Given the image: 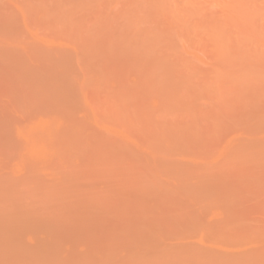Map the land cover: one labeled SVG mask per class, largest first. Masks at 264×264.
<instances>
[{"label":"rangeland","instance_id":"obj_1","mask_svg":"<svg viewBox=\"0 0 264 264\" xmlns=\"http://www.w3.org/2000/svg\"><path fill=\"white\" fill-rule=\"evenodd\" d=\"M18 1H19V3H18ZM21 1H23V2H21ZM28 1L29 2L31 1L30 3L32 4V2H33L34 4L30 6L29 5L30 3L28 4ZM28 1L27 0H17V1L16 0H13V1L12 0H10V1L9 0H1L0 1V8H1L0 9V23H3V25L2 24L0 25V136H1L0 137V223H1L0 228L4 229V232H2V231L0 232V264H264V172H262L260 170L259 166H257V164L255 162H250L247 164L243 163L241 166H240V164H239V166H236V165L232 166L233 164L230 165V163H229L230 161L227 162V160H226V162L229 163V166H231L232 169L227 168L228 166L226 168H223L224 165L222 163V161H223L222 158H224V156L222 155V158H220L221 160L219 159V157H217V160H215L216 157L215 158L213 157V156H216L217 154H219L218 149L220 148V144H222V142L225 140L228 141L227 139H229L231 137V135H230L226 139V136H225L226 133L230 132V131H234L235 130L234 125H237L236 126L237 129L242 128L241 123L244 124L243 122L235 121L234 125H233V123L231 121L230 127H232V125H233V128L231 129L229 127L230 129L227 128L228 131H225L226 133H223L222 130L225 126L227 127L226 123L228 122V120H225V119H224L225 121L223 120L224 122H226L225 124L223 122L224 126L222 124H220V122L218 123V127H219V125L223 126L222 129H221L222 126L220 127V129H218V127H215V125L217 124L218 121L215 124V122L212 123V121L210 122V121L206 120L209 127H211L210 126L211 123L214 124L211 127L212 128L211 130L213 131L212 133L218 131L217 136L218 135L220 136L221 132L223 134H225L219 138L217 136H216L217 138L216 137L214 138V136L216 134V133H214L213 134L214 136L212 138V142L208 140V142L206 141L207 144L204 143V146L207 145L206 149L208 152L206 151V149H204V147H203V149L201 148L199 150V148L202 145L200 146L198 144H194V142H193V146H191L189 144L188 140L187 141L183 140L186 143L188 142L187 147H186V143H182V140L180 138H179L178 143L181 140L180 143H182V144L179 145L177 143V140H176L175 148H176V150H178V149L179 150L174 152L173 157H171V155L173 153L172 151L174 150V147L170 150L171 151L169 153L170 156L167 159L169 162H170V160L171 161L173 160L174 162H172L173 164L172 163L171 164L173 166H176V167L180 166V165L183 166L184 164H186V163L180 162V161L185 159L182 157V156H184V157L186 156V155H184L185 153H187V154L189 153V155H191V153H194V152L195 153H194V155L192 154V156L198 157V155H199V159H198L199 161L196 160V158L194 157L195 162L198 161L200 163V158H202L201 163L203 162L202 161L203 159H205V161L203 163H206V159H208L207 161H210L209 163H207V165H211V164L216 163V164L212 165L211 167L210 166L209 167L211 170L213 169L212 167H214V170L216 169L217 172H215V173H216L217 179L214 180V179H203V178H201L202 179L201 184L205 183V182H212V183H215L216 186L220 187V188L218 187L216 189L214 188V190H216V191H214L215 193H206V195H205V192L203 193L200 189L197 191V194L194 195V194H191L189 192V189H188L187 190L188 192L174 193L173 194L174 196L171 195V193H169V195L163 194L161 196L160 195L157 196V194L152 193V192H148L149 194H145V195H141V194L137 195V196L132 195L133 196L132 199H134V200L138 199V200H136V201H138V203H136V201H133L136 203V206H137V204L138 205L140 204L135 209L133 208L135 203L131 204V202H130L131 199L129 198L130 196H126V197H128V198H126V200L129 199V201L126 203V202H123V200H122V201H120V205H122V207L124 205V207L128 208L129 212L133 211V214H131V212H130V214L132 216L130 215V217H128L129 212L126 211L127 209H125L124 207L123 208L125 210V213L122 214V211L120 213L121 207L119 205L120 208H118L117 199L114 202V200H113L115 198L114 196H113L114 198L109 196V193L107 196V197L113 198L112 204H114V205H112V207H111V204H109L110 198L109 199L106 198V200H104L107 203L103 202L104 198L99 195L102 198V199H99L100 197L97 194H94L92 191L93 188H96L94 190H96L97 193L99 192L98 194H100V191H98L99 188L101 189V191H102V189H104V186L103 187L101 186V182H102L101 180H103V178H105L106 173H108V175L106 177L109 178L110 171L114 172L112 174H114L115 177L113 179L112 178L111 179L109 178V179L114 181V179L117 177L116 175H118V177L120 175V177H119L120 179H118V180L121 181V178H122L121 184L123 185V183H124L123 186L127 188V184L125 185V183H128L129 181H131L132 178L127 180L126 177L124 178V176H127V178H128V176L133 177V174H135L134 177H136V179H137L138 175L136 176V174H137L136 172L140 168H143L141 166L140 167L136 166L135 162H134L135 164L132 165L133 156L130 155L132 157V159H131L130 156L128 157L122 153V155L125 157L126 160L130 159L129 162H127L128 160L126 161V160L122 159V158H124L123 156L122 157L120 156L121 152L117 153L115 150V152H116V154H115V152L113 151L114 150L113 148H112L113 149L112 151H110V149H109V151H107V152H109L108 154L113 155V156L110 155V157H109V155L107 153H105V151L108 148H104L103 144L102 145L100 144V146H102L103 148L99 149L100 147H98L99 146L98 141L100 143H102V142H104V140L106 142V141L111 140V139L112 140L113 139H115V140L119 139L118 142L121 141L120 143H122L124 138L122 139L121 137L126 135L127 137L125 140H127V138H129V140H127V142H129L130 139H131V142H132V139H134V142L139 141V143L137 142L138 147H137V145L135 147L134 143H133L134 146L132 143H129L130 148L132 149V146H133L134 147V153H137V152H139L138 151L139 150V144L142 146V143H140V139H141V141L143 140V143H144V138H143V136L139 135L140 132L139 131L137 132L136 129H135V132H136V134L138 133V135L135 136V132L133 130L134 128L131 131L130 127H129V132L131 131L132 135H130V133H128L130 136L129 137L126 133V130H128V129H125L128 127L127 125H126L127 127L124 128L125 131L122 132L123 128L121 125H123V124L117 122L118 120H117V117L115 116V114L113 117V114L106 115L107 113H105V112L102 113L101 111L98 112L96 110V112H98V115H97V113L95 112V109H96L98 104H102L105 101L107 91L106 90L102 91L97 96L96 89H95V86L93 84L88 83L86 85V84L81 82L82 84H84V86L80 87V83H79L80 81L77 83V80H79L83 75L81 73V71L79 70L80 68L82 69L81 65H83V64L76 66V64L74 63L75 57L73 58L74 62H72L71 66L73 65L72 67H73V70L75 72H73V70L70 68L74 74L73 75L71 71H69V70L66 71V69L68 67H70V64L68 65L67 63L69 62V60L72 61L73 59L69 58V60H65V62H67V63H65L64 61H63L64 62L63 63L59 57L57 58V56L61 57V55H62V59L64 60V57L67 55L66 53L68 51L70 52V54H72L71 53L72 51L70 50L72 45H69V44H71L72 42L75 43V41L77 40L76 39L77 36H75L72 33L71 34L68 33V35H66L65 36L66 38H65L63 35L66 34V32L61 31V27H60V31L62 32V34L64 33L62 35V37H63L62 38L60 35L54 34V31H53V30H55L54 28H56V29L58 28V27H55V24L53 27H52L53 24L51 25L52 29L48 28L49 27L48 25H45L46 27L48 26L47 29H51V31L49 32V30L46 31L44 26H41V23L43 22L45 17L47 19V16H51V18H49L50 20L48 19L49 21H51V19L54 20V18L55 19L59 18L57 15H61V14H63V12L66 14L68 11L75 18L81 20V22H82L81 27L83 29L92 30L94 33H97L100 36V38L103 40L108 39V36L110 38H113L112 49L114 52V46L120 50L123 48V47H121L120 44H117V40H116V37L120 33V30H122L123 26L118 21V25L120 28V30H119L117 27H115V24L112 21H108V20L104 19V18H106V14L109 15L110 12L114 13L115 11H117V9L120 6H122L123 2L125 3V6H127L128 9L131 10V12H134L135 10H137V8L141 7L140 3L137 0H118V1H115V0H45L47 2V4H45L46 2L45 3L43 2V3L45 6L46 5L50 6V8H49V6L46 7L47 9L48 8L50 9V11H49V10H46V8L44 7V5L42 3H41L42 5L39 4L37 2L38 0L37 1L35 0V2L33 0H28ZM169 1H170V3L173 4V6H177L181 10H191L192 2H195L196 3L195 6H198L197 8L200 11H202V13H205V14H214V15L218 14V15H220V14L225 13V14H235V15H238V14L248 15L249 22L253 23V25L250 24V26H247L246 23H244L240 19V27H241L240 35H241V37H250L253 35L258 36L260 39V42L258 43L257 48H258V51H262L264 54V0H169ZM11 2L13 4H11ZM40 2H42V0ZM173 2H175V3H173ZM19 4H20V7H19ZM15 5H17V6H15ZM114 5L115 6L118 5V6L114 8ZM34 6H36V7L38 6V8H40L42 6V10L45 11L44 12L45 14H48L49 12L51 14V12L56 11L57 8L59 11L60 10H63V11H62V13H58L59 11H57L56 13H53L52 14L53 16H54V14H56L54 18L50 14L46 15L44 17V13H42V10L40 11L41 8L40 9L37 8L39 10L38 11L37 9H35L36 7H34ZM51 6L55 10H53ZM54 6H57V7L54 8ZM31 7H32V9H34V12L31 9ZM98 7L101 8L104 18L101 19L100 21L96 22L92 18L93 15L90 16V14H92L93 10L95 11ZM22 8H23V11H25L24 12V16H25L24 18H26L28 15L30 17H31V15H35V16H32V17H35V19L33 18L35 21V24L33 22L31 23L29 21V18H28L29 16L27 17L28 20L27 19L25 20L24 18H22V16H23L22 15L23 11H21ZM35 11L36 12L38 11V13L41 12L40 16L36 15ZM47 11H49V12H47ZM26 12H28V13L33 12V13L32 14L30 13L31 15L27 13V15H26ZM195 13H197V12H195ZM197 14L200 16L199 13H197ZM36 16H38L39 18ZM56 16H57V18H56ZM32 17L30 19H32ZM41 18H43L42 21L39 20ZM36 19L39 21H37ZM197 19H198V16L194 15L193 19L191 21L194 22ZM22 20H23V24H22ZM48 20H44V21L48 22ZM26 21H27V23L30 22L28 24V26L26 24ZM31 21H33V20H31ZM52 22H50V23H52ZM6 23L9 25H7ZM24 23H25V25H24ZM39 23H40V26H39L40 28L38 29L37 27H38ZM23 25L27 26L28 28L30 26L31 29H29V31L28 30L26 31V29H28V28L26 27V29H25ZM21 26H23V27H21ZM34 27H35V29L36 28L38 29V30L33 29L35 32L32 30V28H34ZM42 27H44V29ZM22 30H23V32H22ZM39 30H41L40 34H38ZM18 31H20V32H18ZM61 32H58V34H60ZM21 33H23V34L26 33L27 36L29 35L28 38H30L32 40H30V39L28 40L27 37L22 36L23 34H21ZM13 34H14V36H13ZM17 35H18V37L19 36L20 37L17 38ZM50 35L51 36L55 35L57 37L52 38L53 39L52 40L51 38L50 39L47 38L48 36L51 37ZM40 36H41V38H39ZM52 37H54V36H52ZM193 37H194L195 47L193 48L192 52L197 57L196 61L194 62L195 67H198V69H201L202 71L199 70L200 72H204V70L205 71L207 70L206 72H208L211 70V66L209 64V63H211V56H210L209 50L206 48V44H205L206 42L202 41V40L199 41L198 36H193ZM33 38H35V39H33ZM14 39H16V42H18L19 45H20V43L22 44L20 46L21 49H18V50L19 51L21 50L23 54L24 53L27 54L29 51L30 52L32 51L33 53L37 52L36 55H38V53H40L42 55L45 54V55L42 57L43 61H41V59L39 60L38 58H40L42 55L40 56V54H39L38 56L34 57V54L31 53V55H32L31 57L36 58V59L30 60L31 57L29 56L30 55V52H29L28 53L29 55L28 54L23 55L25 57L21 56L22 58H19L20 59V65H18L19 61L18 60L15 61V58H14L13 66L18 65V66H20V68H22L23 64L25 62H28L31 66L28 63H25V65L27 64L31 68L34 65L35 67H39V69H41L40 66H42V64H43L42 62H44V59H46V58H49V59H46L47 62H48V60H50L48 63L49 65H50V62L53 63L55 61L57 64L58 62L61 61L62 63L61 62L59 63V67L62 66V68H64V69H62V68L59 69V67H54V68H57L58 71H56L54 68H52V69H54V71L57 72V76L60 72H64L66 77H64V76H62V77H64V79H66V82L63 78H61V79H63L64 82H59L58 78H60V76H61L60 74H59V77L56 79V78H54V77H56L55 76L56 74H53V72H49V73L53 74L52 76L54 78V83L52 84V82H53V79L51 80L52 77H50V80L52 82L48 78V80L50 81L49 84L46 83V82H48V81H46L47 78L43 82L45 77H44V79H43V77L40 79V81L42 80L43 83L40 82L39 80H38V83L40 82V84H43V85H44V83H46L48 85L47 86L45 84L47 87H50V85H55V87L57 89L59 88L60 90H63V91L65 90V87H61L60 85H58V82H59V84L64 83L63 84L64 86H65V83H67L66 87L67 88L69 87L73 93L78 92V90L80 88H82V89H80L79 94L82 92L81 90H86V92H84L82 94L86 95V93H88V94L93 95L92 99L91 98L89 99V97H91V96L90 95L88 96V94H87L89 101L93 100L94 96H96V100L94 99L95 101H97L96 105L94 103L95 101L91 102L92 103V104L90 103L91 106L93 105L92 109H90L91 106L89 107L86 105V106H84V108H86L85 111L78 115L77 113H80L81 111H78L77 106L75 108H72L69 110H64V109L62 110L61 107H58L60 109H57L56 107L54 108L53 104L50 103V102H53V99L50 95H49L50 101H49V99L47 100L46 98H44L45 96L41 95V99L39 98L40 104L43 102V105L45 106L44 102L46 104L48 103V105H50L52 107V110L55 111L56 115H54V111H51V113H49L51 109H49L48 107H44V108L40 107V104L38 105L39 107L38 106L37 107L32 106L30 108V106H29V108H28L29 113H28V110H27V107L25 104H23V107H22L23 112L18 111V110L21 111V108L16 110V111L13 110L14 106L18 107V105L20 106V105H22V103H20V104L17 103L18 105H13V107L10 105L13 102L16 103V101H14L15 99L13 100V96H12L13 91H11L13 86L11 85L10 82L12 80H10V82H9L10 77L7 78V76H10V75H8L7 73L13 75V72H11V73H10V71L6 72V71H8L7 69L9 67V65H7V67L5 65L6 64L12 65V63H6V61L12 62V56H15L16 54H12L10 56L11 59L9 61V58H7V60H4V59H6V57L2 56V52L7 45L9 47L8 43H12L11 40H13V42L15 41ZM177 44H178V47H180V44L179 43H177ZM255 47L256 46L254 44V41L250 40V41H247L243 44H240L239 46H237L235 48V50L237 51V53L241 57H249V58L258 59L259 52L255 49ZM24 48L27 49L28 51L25 50ZM18 50H16L17 51L16 53H18ZM255 52H258L257 56L254 55ZM22 53L21 54L19 53L17 55H19V57H20V55H22ZM132 53H135V52L131 49H128L125 51L126 56H131ZM70 54L68 53L69 56H70ZM70 57H72V56H70ZM55 58H57V60L58 59L59 60L56 61ZM66 59H68V57ZM262 59L264 60V55L262 56ZM83 60L85 62H87L88 64L90 63V68H89L90 72L87 71L86 73L84 72V74H87L88 78H95L97 71L99 69V65L97 63V60L88 53H84ZM241 60L243 62V65L246 68L245 69L246 72L252 71L254 69L252 62L250 60L246 61L245 63H244L243 59H241ZM36 61L37 62L39 61V63H38L39 66H37L38 64ZM40 61H41V63H40ZM191 61H194V60L191 59ZM15 62H17V64H15ZM33 62H36V63L33 64ZM47 62H44V66L46 65L45 67H47V69H49L50 67H52V65L47 66L48 65V64H46ZM66 64L68 66H65ZM21 65H22V67H21ZM13 66H11L13 69L9 68L11 71H13L15 68ZM53 66H54V64H53ZM74 66L80 67V68L79 69L74 68ZM30 67L29 68L26 67L27 70L28 69L32 70V69H30ZM45 67H43V68H45ZM261 67H262L261 68L262 69L261 74L264 77V64ZM16 68L18 69V67H16ZM16 68H15V70H16ZM24 69H25V67H24ZM42 69L39 71L40 72L46 71V70H42ZM77 69H78V72H77L78 75L81 74L80 76H77L78 79H76V75H75ZM33 70H36V68H33ZM37 70H36V72H37ZM88 72H89V74H88ZM47 73H48L47 71H46V73H43L44 76H45V74L48 75ZM90 73L93 76H91ZM6 74H7V76H5ZM43 74H41V76ZM51 74H49V75H51ZM37 76H38V73L36 74V77ZM41 76L39 74L38 77H41ZM71 77L72 78L74 77V79H75V80L70 81V84H71V82H73V84H71V85H73L72 87H70L71 85H69V80L71 79ZM55 79L58 82H55L56 81ZM33 82H34V79H33ZM36 83L32 85V87L35 85L34 89L38 85V84L36 85ZM89 84H90L89 87H91V85H92V89L88 87ZM45 85L43 87V90H41L42 92L47 90V87H45ZM38 87H41V86L38 85L37 88ZM51 87H50V89H51ZM93 87H94V91H93ZM34 89H33V92H34ZM44 89H46V90H44ZM52 90H54V86L52 87ZM55 90L53 91V93H55ZM70 90H69V94H71ZM242 90L243 89H240L241 92H242ZM36 91H37V89H36ZM59 92H60L59 90H56V93H59ZM61 93H62V91H61ZM261 93L264 94V90H262ZM82 94H80V96H77V94H75V96L74 95L73 96H74V98L77 96V101H78V97L80 99ZM70 97L72 98V95H70ZM12 100H13V102H12ZM42 100H44V101H42ZM10 101H11V103H9ZM201 105H204V102H201ZM9 106H10V108H9ZM41 106H42V104H41ZM25 107H26V109H24ZM33 108H34V110H37V111L40 110V113H42V110H43V116H45V117L49 116V118H50V116L52 115L51 119L57 118V120L54 119L55 122H57L58 120L59 121L67 120V123H68L69 118H71L72 116L76 117L75 119L73 118L70 120L72 122L69 121L71 123V124L69 123L71 126L69 124H67L66 121L65 122L62 121L63 125H64V126L63 125L62 126L66 130H64L65 131L64 132L63 129L58 128L60 133H57V132L56 133L59 134L58 135L59 137H57L56 136L57 134L55 133V131H58L57 129L54 128L55 129L54 132H53L54 129L51 130V133H53L52 134L53 137L55 136V138H54L55 141H53V143L57 142L54 144L55 145L54 147H53V143H52V146L50 145L47 148V145L50 144L47 141H46V143L44 142V145L46 147L43 146V144H42L44 149L45 148L48 149V150L45 149L44 150L45 152L42 151V153L43 152L45 153V154H42L43 158L46 155H47V157L50 156V158H51V154H49V150H51L52 155L53 156L55 155L52 158L55 159L56 165L58 163L57 161H59L58 165L59 164L61 165V163L64 164V165L62 164L64 166L63 169H61L62 166L57 167L56 165L52 164L54 167L56 166L57 170H58V168L62 170L61 175L59 174L61 172L60 170H59L60 171L59 173L56 170L57 171L56 173H58V174L54 173L55 171L53 172V170H52L51 172H52V174H54L52 176L50 174L51 173L50 171H48L49 173H47L46 170H44L45 168H42L43 166H45V165H43V162L45 161L46 158H44V160H43V158L36 156L34 159V158H32L33 154L32 155L28 154L29 155L28 156L29 162H28L26 157H24L25 158L24 160L22 157H20L21 155L26 156L25 154L27 153V151L25 152V150H26V147L28 146V142H27L28 140H25V138L27 139V137H26L27 133L26 132H29V129H30L29 123L31 122V121L27 122V120L32 119V122H33L36 119V121H37V120H39V118L41 116V115H39L38 118L35 117V119L33 120L34 117H32V115L34 116L35 113H37V111H35V113H34V110H33V112H31L32 113L31 118H30V116L28 117V114H30V111H32L31 109H33ZM15 109H17V108H15ZM48 109H49V111H48ZM55 109H57V110H55ZM93 109H94L93 112L96 113L95 115L97 117H99L100 119H98L96 116L94 117V115H93L94 113L92 114ZM44 110H46L47 113L44 112ZM70 110H72L71 114L73 113V110H75L77 113H75V115L73 113L71 116L69 114ZM86 110L88 113L85 114V116H84V113H86ZM251 110H252L251 119L254 121L258 120L260 123V129L259 130H257L259 126L256 125L254 127H256V130L260 133L261 137L264 138V117H263L264 103L260 107L259 110L255 111L256 110L255 107L251 108ZM59 111H60V115H59ZM65 111L66 112L69 111L67 113L70 116H68L67 113H66L67 115L64 114ZM61 112H62V114H64V115H62L63 117H69V118L63 119V117L61 116ZM244 113H245V110L242 111L241 113H239V115H243ZM88 114L91 116L88 117ZM37 115H38V113H37ZM53 115H54V118H53ZM86 115H87L88 119L89 118L91 119L92 122H90V120H88V122H87ZM111 115H112L114 123H117V124L112 125V118L109 120ZM25 116H27L26 122H27L29 127L26 125V122L24 121ZM43 116H41V118ZM105 116L108 117L109 121H107V117L105 118ZM259 116H260V118L257 119V117H259ZM77 117H78V120H77ZM81 117H82L83 121L79 120V118L81 119ZM61 118H62V120H61ZM96 118L98 120L102 121L100 126H99L100 121L98 122V120H97L98 124L95 123ZM22 120L24 121V124L21 128L20 125H22V123H23ZM74 120L78 121L79 123H80V121L84 122V123H85V121L87 122V125L80 123V126H82L81 128H80V126L78 128L79 132L82 129L80 134H84L85 130H88V131L92 130L91 131V135H92V132H94L92 128L95 127L94 130L97 129L99 133L94 132L93 134L94 135L96 134L95 138H97V134H98V138L99 139L102 138V142H101V139L100 140L97 139V141H96L95 138H93L94 143L96 141L95 148L94 147L89 148L88 141L90 139H92L91 137H89V136H91L90 134L88 136L89 139L87 138V140H83V141H82L83 135H80L78 132H77L78 133L77 137L76 136L72 137L73 132H74V134H76V130H77V128H76L74 131V129H73L74 125L72 126ZM115 120H117V121L115 122ZM14 121L15 122L17 121V124H18V121H20L21 124L19 123L20 125L18 127H20L22 130L17 128V125ZM202 121H204V120L198 121V123L195 125V129L196 128L198 129L200 127V123L203 126ZM237 122H238V124H236ZM65 123H66V127H65ZM205 123L206 122H204V128H205ZM207 123H206V125H207ZM229 123H230V120H229ZM24 125H26L25 127L29 128L28 131L24 127ZM103 125L105 128L103 127ZM118 125L121 126L122 130L118 129ZM69 126L73 129V132L71 129L68 130L70 128ZM90 126H91V129L89 130ZM228 126H229V124H228ZM214 127L217 131L213 130ZM243 127L244 128H242L241 131L239 129V131L242 133L244 132L245 134L244 133L243 134L247 137L249 135V133H247L248 131L246 129L247 126H243ZM254 127H253V129H254ZM201 128H202V130H201ZM201 128L198 129V130L202 131L201 133H203L204 132L203 130H205V129H207V131L210 130L207 127L205 129H203V127H201ZM83 129H85V130L83 131ZM17 130H18V132H20V134L17 132ZM109 130H111V132ZM118 130H119V132H118ZM66 131H68V132L70 131V134H71V132H72V134L70 135ZM112 131H115L116 134ZM207 131L205 130V135H206V133H207V135H210V134L212 135V133L207 132ZM30 132H32V130ZM35 132H37V131H35ZM61 132L63 134L65 133L64 134L65 135L64 140L67 139V141L69 142V146H68L69 149H68V147H66V143H68V142L66 140H65L66 142L63 140L62 137H64V135ZM102 132L104 134L106 133L107 135H104ZM88 133H90V132H88ZM88 133H87V135H88ZM222 133H221V135H222ZM234 133H235V135L236 134L239 135L238 131H237V133H236V131L232 132V139L237 138L234 135ZM242 133H240V134L242 135ZM28 134L30 135V133H28ZM133 134H134V138L131 137V136H133ZM230 134H231V132H230ZM32 135H33V132H32ZM37 135H39V133ZM85 135L86 134H84V136ZM227 135H228V133H227ZM244 135H242L241 138L239 136L238 137L240 139H244L243 138ZM6 136H9V137L6 138ZM10 136H11V138L13 137L12 139H14V141L13 140L11 141L9 139ZM24 136H25V138H23ZM81 136H82V138H80ZM118 136H120V137L118 138ZM20 137H22V138H20ZM56 137H57V140H56ZM68 137H69V139H68ZM85 137H84V139H86ZM138 137H140V139ZM148 137H149V139H148ZM150 137H151V134H150V136L148 134L147 146H149L148 140L151 139ZM35 138H36V136H35ZM37 138L40 139L39 136ZM46 138L47 137H45L44 139H46ZM58 138L59 139L62 138L60 140V143L58 141L59 140ZM72 138H73V141H72ZM6 139H7V141H6ZM30 139H32V138H29V140ZM215 139H217V140L220 139L219 140L220 142L215 140ZM9 140L11 142H9ZM33 140H34V137H33ZM37 141H38L37 139L35 141L36 143L34 141H32V145L35 146L34 150L37 147L36 145H38ZM41 141H39V143ZM61 141H64L65 145ZM93 141H92V143H93ZM215 141H216V143L219 142L220 144L219 143L215 144ZM70 142L72 143V148L70 146ZM80 142H82L83 145ZM114 142H116V141H114ZM85 143L87 145H85ZM123 143H122V145H120L119 143L116 142V145L123 146L125 144V143L124 144ZM24 144H26V146H24ZM91 144H90V146H91ZM177 144L179 145V147ZM191 144H192V142H191ZM223 144L224 145H222V147H221L222 150H223V146L225 148V143H223ZM96 145H97V148H96ZM20 146L22 148L23 147L25 148V149L23 148L24 149L23 152L20 150ZM76 146H77V149H76ZM182 146H183V150H182ZM40 147H39V149H40ZM56 147L57 148L59 147V149L60 148L61 149L58 150ZM124 147H126L127 150L130 149L126 144L124 145ZM189 147L190 148L194 147V151L192 149H190ZM196 147L199 150V152L197 151L198 153L195 150ZM136 148H138V150ZM62 149L67 150V151L64 152ZM70 149L71 150L73 149V151H72L73 153L71 151H69ZM126 149H125V151H127ZM28 150L31 151L30 148H28ZM34 150L32 149V153ZM46 150L48 151L47 153H46ZM102 150H103V152H102ZM19 151H20V153H19ZM57 151H61L60 152L61 155H62V151L64 153L69 151V153H66V155L64 154L65 159H66V160L64 159L65 162H64V160L61 161L62 156L64 157V155L61 156L60 153ZM152 151L154 152V149ZM17 152H18V154H17ZM35 152H34V154H35ZM39 152L41 153V151H39ZM76 152H77V156H76ZM177 152H179V153H177ZM220 152H222L221 149H220ZM37 153L38 152H36V154ZM40 153H38L37 155H39ZM84 153H87V154L85 155ZM90 153L92 155L88 156V154H90ZM100 153H101V155H100ZM102 153H104L103 154L104 157L102 156ZM113 153L115 154V156ZM124 153H127V152H124ZM207 153H210V155H211V153L212 154L215 153V155H212L210 157L209 154L207 155ZM56 154L60 155V156L58 157ZM71 154L73 156H76V157H78L79 155L80 156L83 155L82 157L86 156L88 158L87 159L83 158L82 160H80L81 157H78V159L77 158L75 159V157H74L72 159L71 158L69 159L68 156ZM12 155H14V156L12 157ZM18 155H19V157H18ZM219 155H221V153ZM33 156H35V155H33ZM66 156L68 157V160H70L71 162L74 161L73 159H75L76 161H74V163L73 162L71 163L70 161L67 160ZM73 156H71V157H73ZM99 156H102L104 158V160L102 157H99ZM117 156L119 157V159H122L123 161L119 160ZM14 157L15 158L17 157V159H15ZM107 157H108V159H107ZM113 157H115V158L113 159ZM126 157H128V158H126ZM187 157L188 156H186V159H185L187 161L186 168L191 167V166L194 167V166H196V164H198V162H197L196 164L193 165L194 161H193L192 157H189V159H187ZM13 158H14V160H12ZM20 158H22L23 161H25V160L27 161V164L30 165V166H28V168H30L31 173L34 172L33 174H31L29 169L26 168V166H27V165H25L26 161L24 162L25 164H23V162L20 160ZM38 158H40V160H38ZM190 158L192 160H190ZM33 159L35 160V162ZM54 159H52V160L50 159L52 161V163H53ZM101 159L103 161H100ZM105 159H107L108 161L107 160L105 161ZM115 159H117L116 162H115ZM15 160L16 161L19 160V163H21L22 166L23 167L25 166V167L24 168L20 167L21 165H18V161L15 162ZM31 160H32V162H31ZM131 160H132V162H130ZM176 160H178V161L180 160L179 162L182 164H179L177 162L175 163ZM47 161H49V160H47ZM51 161H49V162H51ZM92 161H93V163H92ZM104 161L107 163V164L105 163L106 164L105 167H103ZM117 161L123 162L124 164H127L128 166L131 165V167L129 166V168L130 169L132 168V170H134V171H130L129 168L128 167L127 168H128V172L130 171L132 174H129L130 173L129 172L128 173L129 175H128L126 169L124 170V168H126L125 166H127V165L123 166V164L120 163V164H122V166H121L119 163H117ZM191 161H193V162H191ZM49 162H47L48 163L47 168H48V165H50ZM55 162H54V164H55ZM75 162H77V163H75ZM188 162H190V163H188ZM224 162H225V160H224ZM45 163L46 162H44V164ZM85 163L87 164L89 171L86 170L87 166ZM96 163H97V166L93 165ZM101 163H103V164H101ZM201 163L198 165L199 168H201ZM221 163L223 166L221 165ZM73 164H76L75 166H77L78 168L75 167ZM77 164H79V165L81 164L80 166L83 167V168H81L82 170L79 169L80 167ZM99 164H100V166L101 165H103V166L100 167V166H98ZM235 164H236V162H235ZM31 165H34L33 166L34 168L33 167L31 168ZM37 165L39 168L37 167ZM40 165H43V166H40ZM69 165L74 166L76 171H77V169L80 170V174L83 173L81 176L79 175V172H78V176H75L73 174V176H75V178L77 177L76 182L78 181V179L80 177L84 178L87 176L89 178L87 177L88 180L86 182H88L89 179L95 177L93 175L97 174V171L99 174L102 173L99 176V179L102 178L100 180V182L98 181V178H94L95 180L93 182L89 181L92 184L94 183V185L96 183V185H95L96 187L93 186V188H92V184L90 185L89 182H88V184H86V182L81 184L82 181H79L81 184L79 186V182H77L79 190H80V187L85 188V187L91 186V188H88V189L89 190L92 189L91 190L92 195L90 194L91 193L90 192V193H88L89 195L87 197L86 191H88V189L86 188V190L84 191L86 193V194H84L86 202H84L83 200H82V202H81V200L78 201V199H84L83 193H82L83 197H79V198L77 197L78 199H76L75 195H72L75 192H73L71 194L70 191L68 192L65 189L66 187H68L67 182L69 180L66 183H64V182L68 178L69 175L66 176V174L63 173V170L67 169L66 171L70 172L68 170L74 169V167L72 168L71 166H70L71 168L69 169ZM217 165H218V167L220 166L219 167L220 169L217 167ZM35 166L37 167L38 170L35 168ZM53 166H52V168H50L51 166L49 168L54 169ZM106 166H108L109 169H111V170L108 171V168L106 170L105 169ZM119 166L124 167V168L121 169ZM134 166H136V167H134ZM147 166H148V164H147ZM205 166H206V164L203 167L205 168ZM225 166H226V164H225ZM137 167H139L138 170L136 169ZM233 167H235V168H233ZM41 168L43 169L44 172L42 171ZM93 168L95 169V172H94V170H92ZM148 169H150V168H148ZM191 169L187 168V171H184V172L190 173V175H191L190 178H191V180H193V178L195 177L194 175L200 173V172H196V171H199L200 169L197 170V168H196V171H195V168L192 170ZM208 169L205 170L204 172L205 173H206V171L208 172ZM75 170H73V171L71 170V171L75 173L76 172ZM141 170H143V174H145L147 169L146 170L141 169ZM188 170L194 171L196 173L193 174L194 172L192 173V172H189ZM66 171H64V172L66 173ZM87 171L89 173H90V171H92L95 174L93 173V175L90 178V175ZM99 171H103V172L108 171V172H105L103 175V172H99ZM38 172H41V173H38ZM147 172H148V170H147ZM202 172H203V170H202ZM35 173H37L38 175H36ZM138 173H140V172H138ZM150 173H148L146 175H147V179H148L147 183L150 187L149 189L151 190V187L153 186V184L150 183V178H151V176H149ZM63 174L67 178H63L64 177ZM84 174H86V176ZM143 174L141 173V175H143ZM183 174L184 173H182V175ZM50 175L52 178H50ZM56 175L61 176L62 177L61 179H65V180L62 181L59 177V179L61 181H58L57 180L58 177ZM102 175H103V177H102ZM130 175H132V176H130ZM182 175H180V176H182ZM186 175H187V173H186ZM188 175H187V179L190 181ZM200 175L201 174H199V176L197 178H199ZM54 177H55V179H54ZM112 177H113V175H112ZM162 177L165 178V179H161L164 181V182L162 181L164 184L167 185L168 183H170L171 187H172V185L173 186L175 185V183L174 184L171 183L172 181L175 182L174 180L171 181L172 177L174 179V176H172L171 179L168 178L169 175H168V177L167 176L166 177L162 176ZM73 178L74 177H72V180H73ZM166 178H167V180H166ZM180 178H183V177H180ZM197 178H196V180H193V182H190V183H188L189 181L187 180L188 187L193 188L191 185H193L196 182L200 183L201 179L198 180ZM109 179H107V180L110 181ZM136 179L134 178V180H136ZM184 179H181L180 181H182V180L184 181ZM50 180L53 182H51ZM72 180H71V183L75 179L73 181ZM91 180H93V179H91ZM95 181H97L98 183ZM115 181L117 182V180H115ZM115 181L114 182L110 181L111 183L109 182L111 185H113V186L110 185L111 187H117V188L122 187V185L120 183H116ZM167 181H171V182L167 183ZM54 182H55V184H54ZM57 182H60V183L62 182V184L57 183ZM99 183H100V185H99ZM184 183L186 184V179H185ZM73 184H71V185L69 184L70 185L69 189L71 188V186ZM102 184L105 185V183H102ZM107 184H108V182H107ZM61 185L63 186V189H65V191L63 189H61V187H62ZM77 185L75 184V186H72V188L75 187V189H76ZM78 187H77V189H78ZM128 187H129V185H128ZM222 187L227 189L229 192L228 191H225V192L222 191L221 192V190H223V189H221ZM107 188L105 186V189H107ZM71 190L74 191V188ZM79 190H77L76 192H79ZM217 190H219V192ZM107 191H108V189H107ZM107 191H106V193H107ZM80 192H81V190H80ZM82 192H83V190H82ZM108 192H110V194H111L112 191H108ZM216 192H218V193H216ZM103 193L105 194V190ZM104 194H101V195L103 196ZM76 195L78 196L79 194H76ZM111 195H113V194H111ZM117 195L118 194H116V196ZM119 196H121V195L119 194ZM117 198H118V196H117ZM89 199H91L92 204H90ZM94 199H97V200H94ZM118 199H120V198H118ZM112 200L110 201V203L112 202ZM126 200H124V201H126ZM87 201H89V203H87ZM141 201L143 202L142 204L139 203ZM76 202L80 203L81 207ZM94 203H95V205H94ZM116 203H117V205H115ZM83 204H85V206ZM86 204L89 207L92 206V208L90 207L91 210L89 209V207L87 208ZM82 205L84 208H82ZM107 205H109L108 206L109 209L107 208ZM94 206H95V208H93ZM104 206L106 207V209L104 208L105 213H103V209H102ZM129 206L132 207V210ZM100 208L102 210H100ZM113 208H115L116 211L119 210V213L116 212V213H118V216H116L117 214L115 213V210H113ZM107 209H108V212L105 211ZM110 209H111V211L112 210L114 211V212H112L113 214H111V212H109ZM81 210H82V213L80 212ZM121 210H122V208H121ZM108 213L113 215L114 217L109 215ZM114 213H115V215H114ZM134 213H136V215ZM104 214H106L107 217H106V215H105V217H103ZM119 214H122V216L125 214H128L127 216L126 215L123 216L124 218L121 216L123 218V220H125V218L127 220V217L131 218V219H132V217L134 218V216L137 217L134 219V225L132 224L133 221L131 222V220L129 219L130 221H128V223H126V222L125 223L129 224L131 226H129V225H128L129 227L126 226L124 224V222H122L123 220L119 216ZM102 217L107 219V221L104 220ZM118 217H120L122 221ZM115 218H118L119 222H122V225H121V223L118 224L119 222H117V219H115ZM135 220L137 221L138 224L135 223ZM19 222H26V223H32V224L31 225H20ZM142 223L145 224L144 227H143V225H141ZM118 225L119 226L121 225V228H119ZM137 225H139V226H137ZM122 226H125L124 230L126 228L127 229L124 231L122 229L123 228ZM129 228H130L129 232L131 234L127 233ZM144 228L147 229V232H145L147 234V238L145 236V233L143 232L144 230H142ZM131 229L134 231H132ZM136 231L140 232L138 234V236L139 235L140 236L142 235V236L138 237L137 234L135 233ZM29 232H31V233H29ZM132 232H134L135 235L133 234V236L128 237V238H130L131 241L130 242L126 241L125 239H127V240H129V239L127 237L125 238L124 235L125 236L126 235L127 236L132 235ZM149 234L151 236H149ZM135 236H137V237H135ZM117 238H119V240H117ZM116 241H119V242H116ZM150 242H151V244H149V246L145 245V244H148ZM138 243H140V244L137 245ZM136 246H138L139 248L141 247L142 249H144L143 248L144 246H146V247L143 251H142V249H139L142 252L140 254H138V252H139L138 247L134 248ZM150 246H152V247H150ZM153 246H154V248H153ZM149 247L152 248L151 249L152 252H150L151 250ZM133 248L135 250H133ZM154 251H155V253H154ZM135 252H137L136 256L134 255ZM163 253L165 254L164 256L161 255ZM138 255H140V256H138ZM137 256L139 258H137Z\"/></svg>","mask_w":264,"mask_h":264},{"label":"bare ground","instance_id":"obj_2","mask_svg":"<svg viewBox=\"0 0 264 264\" xmlns=\"http://www.w3.org/2000/svg\"><path fill=\"white\" fill-rule=\"evenodd\" d=\"M33 1L35 2V0H33ZM40 1L39 0L37 1L40 5H42V4L44 5V3L46 2L45 0H42V2H40ZM115 1H118V0H115ZM137 1L140 3L141 7L137 8V10L138 9L139 10L138 11L135 10L136 12L135 11L134 12H131V10H129L128 7L125 6V3L123 2L122 3V6H120L117 9V11H115L114 13L113 12H110L109 15L106 14V18H104L103 13H102V10L99 7L95 11L93 10L94 13L92 12V14H90V16L93 15L92 18L96 22L100 21L103 18L105 20L112 21L115 24V27H117L119 30H120V28H119V25H118V21L122 24V26H123L122 27V30H120V33L116 37V40H117V44H120L121 47H123V48L120 50V49H118L117 47L114 46V52H113V49H112V46H113L112 45L113 44V38H110L108 36V39L103 40V39L100 38V36L97 33H94L92 30L83 29L81 27V24H82L81 20L75 18L68 11H67L66 14L63 12V14L57 15L59 18H57V16H56L57 19H55L54 17H55L56 14H54V16L52 14L53 13H56L57 11H59L58 8H57L56 11H53L55 9H53V7L51 6L52 9H53V10L52 9L51 10L53 12H51V14H50V12H49L50 11V9H49L50 6L49 5H46V6L44 5L45 8L47 6H49L48 9L46 8V10H49V11H47L49 13L48 14H45L44 13L45 11L42 10V6L40 7L41 9L38 8V6L37 7L34 6V7H36L35 9L38 8V9H40V11L42 10V13H44V17L46 15H49L50 14L54 18V20L51 19V21H49L50 20L49 18H51V16H47V19H46V17L45 18L43 17L44 20H48L49 19L48 22L44 21L43 18L39 19L40 21L43 20V22L41 23V26H44L45 29H46V31L49 30V32H50L51 29H52V27L55 24V27H58L57 29L54 28L56 31L53 30L55 35H60L62 37V35L64 33L62 34L61 31H63V32H66V34L63 35L64 37L66 35H68V33H70V34L72 33L75 36H77V38H76L77 40L76 39H75L76 41L74 40L75 43L72 42L73 44L72 43L69 44V45H72L71 46V49H70L72 51L71 52L72 54H70V52L68 51L66 53L67 55L64 57V60L62 59V55H61V57L60 56H57V58L59 57L60 60H62V62L63 61L65 62V60H69V58L70 59L71 58L73 59L75 57V62H74V59L72 61L69 60V62L71 61L70 63L69 62L68 63L65 62L68 65L70 64V67H68L66 69V71L69 70V71L72 72V70H73V67H72L73 65L71 66L72 62H74L76 64V66L77 65L79 66V65L83 64V65H81L82 66V69L80 67L74 66V68H78V69L80 68L79 70L83 74L82 77L81 78L79 77L80 79L77 80V83L80 81L79 82L80 83V87H83L84 84L87 85L88 83L93 84L95 86L97 96L102 91H105V90L107 91V95L105 97V101L102 104H98L97 107H96V109L94 108L95 109V112L97 110L98 112L101 111L102 113H104V112L107 113L106 115L113 114V117H114V114H115V116L117 117V120H118V121L115 120V122L117 121L118 123H122L123 124V125H121L122 128H123V131L122 132H124L125 129H128V130H126V133L129 136L128 133H130V135H132L131 134V131L134 128L133 129L134 132H135V129H136L137 132L139 131L142 134L141 135L139 133V135L140 136H143V138H144V143H143V140L141 141L140 137H138L140 139V143H142V146L139 144V150H138V148H136L139 151L137 153H134V147L133 146L135 144V147H136V145L138 147L139 141H137L138 142L137 143V142H134V139H132V142H131V139H130V141L127 142V140H129V138H127V140H125L126 137H127L126 135H124V136L121 135L122 136L121 138L122 139L124 138L123 139V142L129 148H130L129 143H132V144L134 143L133 146H132V149L130 148L129 150H127L126 147H124L125 144L123 142H122L124 144L123 146L116 145V142L119 143L120 145H122V143H120L121 141L118 142L119 139L118 140L117 139L116 140L113 139L116 142H114L112 139L105 142V140L103 139L104 142H102V138H100L102 143H100L98 141V143H99V146L98 147H100L99 149H101L103 147L104 148H108L105 151V153L108 154L109 152H107V151H109V149H110V151H112L114 149L113 150L114 152H115V150H116L117 153H120L121 152V155H120L121 157L123 156L122 153L125 154L128 157L131 155V156H133V163H132V165H134L136 163V166L143 167V168H140L139 169L140 171L138 170L139 167L136 168L138 170L137 172L135 171L137 173L136 176L137 175L139 176V177L137 176V179H136V177H134L135 174H133V177H129L128 176V178H127V176H124V178L126 177L127 180H129V179L132 178L131 181H129L128 183H125V185L127 184V188L123 186L124 183H123V185L121 184L122 183V178H121V181L118 180V179H120L119 178L120 175H119V177H118V175H116L117 177L114 179V181L117 180V182L116 181L115 182L116 183H120L122 185V187H120V188L111 187L113 185H111L110 183L111 182H114V181H112L110 179L111 178L113 179L115 177V175L112 174L114 172H111L110 171V173H109L110 174L109 175V178L110 179L106 177L108 175V173H106L105 178H103V180H101L102 178L99 179V176L102 173L99 174L98 171H97V174L94 173L95 172V169L94 168L97 166V163L96 164H93V165H96V166L92 169V170H94V172L90 171V173L88 172L89 169H88L87 164L85 163L86 166H87V169L86 170H88L87 172L89 173L90 178H91V176L94 173L95 174V175H93V176H95L94 178H98V181L99 182L101 180L102 181L101 182V186L102 187L104 186V189H102V191L99 188L98 191H100V194H98L99 192L97 193V191L94 190L96 188H93V186H95L96 183L94 185V183L92 184L91 182H89V181H92L93 182L95 179L94 178H91L93 180L89 179L88 182H89L90 185L92 184L93 190L92 189L91 190L93 191V193L94 194H97L98 196L100 195L101 197H103L104 198L103 199V202H106V201H104V200H106V198H108V199L110 198L109 200L111 201L115 197L113 200L115 202L116 199H117V201H118V208H120V207L122 208V210L120 208V213L122 211V214L125 213L124 208L127 209L126 211H128V208L124 207V205H123V207H124L123 208L122 205H120V201H122V200H123V202H126V203L129 201V199L126 200V198H128L126 196H130L129 198L131 199L130 202L132 204V203H135L133 201L138 200V199H135V200L132 199V197H133L132 195H136V196L137 195H140V194L141 195H145V194H149L148 192L155 193V194H157V196L158 195L161 196L163 194L164 195H166V194L169 195V193H171V195H173L174 193H183V192L185 193V192H188L187 191L188 189H189V192L191 194H194V195L197 194V191L200 190V189H201V191L203 193L205 192V195H206V193H215L214 191H216V190H214V188L216 189L219 186H216V184L215 183H212V182H205V183H202L201 184V182H202V179L201 178H203V179H214V180H216L217 179L216 173H215V172H217L216 169L214 170V167H212L213 168L212 170L210 169V167L212 165L216 164V163L211 164L212 163L211 162L210 163L211 165H207V163H209L210 161H207L208 159H206V163H203L205 161V159H203L202 160L203 162L201 163V159L202 158H200L201 168H199L198 167V165L200 164L198 162L199 161L198 160L199 159V155H198V157L197 156H192V154L194 155L195 152L194 153H191V155H189V153L188 154L187 153H185V154L183 153L184 155L188 156L187 159H189V157H192V159H193L194 162L193 161H191V162H193V165L198 162V164H196L197 167L196 166H194V167L191 166V167H187L188 169H191L192 167H193L192 169L195 168V171H196V168H197V170L200 169L199 171H196V172H200L199 173V174H201L200 177L197 178L199 176V174H196L197 176L194 175L195 177L193 178V180H196V178L198 180L201 179L200 180V183H197L196 182L193 185H191L193 188H190V187H188L187 184L190 183V182H193V180H191V178H190V176H191L190 173L184 172V171H187V168H186L187 161L185 160L186 159V156L184 157V156L181 155L183 158H185L184 159L185 161L184 160L180 161L181 160L179 158L180 156L178 157L180 159L179 160L180 162L186 163L183 166H181V165L180 166H177L178 168L176 166H173L172 165L173 164L172 162H174L173 160L171 161L169 159L170 160V162H169L167 158H169V156H170L169 153L171 152L170 150L173 147H174V150L172 151L173 153H172L171 157H173V154H174L175 151H178L179 150V149L176 150V148H175L176 140H177V143H178L179 138L182 140V143H186L183 140H186V141L188 140V142H189V144L191 146H193V142H194V144H198L200 146L202 145L199 148V150L201 148L203 149V147H204V149H206L207 148V145H205L206 146L205 147L204 146V143L207 144L208 140L212 142V138L214 136L213 134L216 133L215 136H214V138L218 134V131L215 129V127H218V123L219 122H220V124H222L224 126V124L226 123V122H224L225 120H228V122L226 123L227 127L225 126L223 128L222 125H219V127H218V129H220V127L222 126L221 129L223 128V130H222L223 133H226L225 131H228L227 128L228 129H230V128L232 129L235 121H239V122H243L244 123V124L241 123L242 128H244L243 126H247L249 128L248 129L246 127V129L248 131L247 133H249V135L246 137L244 135L245 134L244 132H243L244 134L242 132H240L242 130V128H238L237 129V127H236L237 125H234V127H235L234 129L235 130L233 129L234 131H230L231 134H230V132H227L228 135H227V133H226V135L223 134L219 130L222 133V135L220 133V136L219 135L217 136L218 138L221 137V136H223V135L226 136V139L230 135H231V137L229 138L230 140L227 139L228 141L225 140V141L222 142V144L219 143L220 142L219 141L220 139L219 140L215 139V140L219 141V142H217V143L220 144V148L218 149L219 150L218 153L219 154L221 153V155L217 154L216 156H213L214 158L216 157L215 160H217V157H219V159L222 158V155H223L224 158H222V160H223L222 163H223L224 166L226 164V166L224 167L222 165V163H221V165L223 166V168H226L227 166H228L227 168H231V166H229V163H230V165L233 164L232 166H235V165L236 166H239V164L241 166L243 163L244 164H247V163H250V162H255L257 164V166H259L260 170L262 172H264V138L261 137L260 133L257 131V130L260 129V123H259V121L258 120L257 121H254V120L251 119V112H252L251 108H254L255 107L256 108L255 111H257V110L260 109V107L264 103V94L261 93V91L264 90V77L261 74L262 73V69H261L262 67L261 66L264 64V60L262 59V56L264 54H263L262 51H258L257 45L260 42V39H259L258 36L253 35V36H250V37H241V35H240V31H241L240 19L244 23H246L247 26H250V24L253 25V23H250L249 22L248 15H246V14H238V15H235V14H225V13L220 14V15H218V14L217 15H214V14H205V13H202V11H200L197 8L198 6H195L196 5L195 2H192L191 10H181L177 6H173V4L170 3L169 0H137ZM21 2H23V1H21ZM30 2L28 1V4ZM18 3H19V1H18ZM173 3H175V2H173ZM11 4H13V3L11 2ZM33 4L34 3L32 2V4L30 3L29 5L31 6ZM45 4H47V2ZM15 6H17V5H15ZM117 6L114 5V8L117 7ZM19 7H20V4H19ZM56 7L57 6H54V8H56ZM31 9H32V7H31ZM32 10L34 12V9H32ZM21 11H23V8L21 9ZM38 11L37 12L35 11V14L40 16V13L41 12L38 13ZM62 11L63 10H60L58 13H62ZM194 11L197 12V13H199L200 16L197 13H195ZM24 12L25 11H23L22 18L25 17L24 16ZM27 13L28 12H26V15H27ZM30 13L31 12H29L28 14H30ZM194 15H197L198 16V19L195 20L194 22H192L191 20L193 19V16ZM32 16H35V15H31V17ZM27 17L24 18V19L25 20L26 19L28 20V18H29V21L31 23L33 22L35 24V21H34L35 17H32V19H30L31 18L30 16L28 18ZM36 17H38V16H36ZM23 20H22V24H23ZM31 20H33V21H31ZM39 20H37V21H39ZM50 22H52V23H50ZM29 23H27V21H26L27 26H28ZM1 24L3 25V23H0V25ZM7 25H9V24H7ZM24 25H25V23H24ZM45 25H48L49 27L48 26L47 27L48 28H51V29H47V27ZM51 25H52V27H51ZM23 26H21V27H23ZM27 26H24V28L26 29ZM39 26H40V23H39V25L37 27L38 29L40 28ZM44 27H42V28L44 29ZM60 27H61V31H60ZM37 28L35 29V27H34V28H32V30L33 29L34 30H38ZM29 29H31L30 26H29L28 29H26V31L27 30L29 31ZM41 30H39V33L38 34H40V31ZM20 31H18V32H20ZM22 32H23V30H22ZM58 32H61V33L58 34ZM21 34H23V33H21ZM24 34L22 36H26L27 39L29 40L30 39V38H28L29 35L27 36L26 33H24ZM55 35H52L54 37H52L50 35L51 37L48 36L47 38H49V39L50 38L51 39L52 38H56L57 36H55ZM13 36H14V34H13ZM193 36H198L199 37V41L202 40V41H205L206 42L205 43L206 44V48L209 50V53H210V56H211V63H209L210 66H211V70L208 71V72H206L207 70L206 71L204 70V72H200L199 70H201V69H198V67H195V63L194 62L196 61L197 57L192 52L193 48L195 47V42H194V37ZM19 37L17 35V38H19ZM39 38H41V36ZM33 39H35V38H33ZM14 40H15L14 41L15 43L13 42V40H11L12 43H8L9 44V47L7 45L4 48L3 52H2V56H5L6 57V59H4V60H7V58H9V61L11 59L10 56L12 54H16L15 56H12V62H7L6 61V63H12V65L11 64H6L5 65L6 67H7V65H9L8 69L6 68L8 71L5 70L6 72H9V71H10V73L13 72V75H11L9 73H7V74L10 75V76H7V74L5 75V76H7V78H9V77L11 78V79L9 78V82H10V80H12L10 82L11 85L13 86V88L11 89V91H13V93H12L13 100L15 99L14 101H16V103H14L13 100H12L13 103H11V101L9 103H11L10 105L12 107H13V105H18V104L22 103V105H20V106L18 105V107L17 106H14L13 107V110L16 111V110H18V109L21 108V111L20 110H18V111L19 112H23V109H22L23 104L26 105L27 110H28L29 106H30V108L32 106H34V107L36 106L37 107L40 104L39 98L41 99V95H42V96H45L44 98H46L47 100L49 99V101H50V96H51L52 99H53V102H50V103L53 104V107L54 108L56 107L57 109H60L58 107H61L62 110L63 109L64 110H69V109L75 108L77 106L78 111H81V112L80 113H77L75 110H73V113H74V115H75V113H77L79 115V114H81L82 112L85 111L86 108H84V106L87 105V106L90 107L91 104H92L91 102H94L96 100V96H94L93 100H90L89 101L90 98L92 99V96L93 95L88 94V93H86V95L85 94H82V93L86 92V90H81L82 92L80 94H82V96L80 97V99L78 97V101H77V96H80L79 92H80V89H82V88H80V89L78 88L79 89L78 92H74L75 94H77V96L74 98L75 94L72 92V90H70L69 87L68 88L66 87L67 83H65V86L63 85L64 83L63 84L61 83L62 85L59 84V82H64V80L66 82V79H64V77H66V75L64 74V72H60L62 69H64V68H62V66L59 67V63L61 61L58 62L57 64H56L55 61L53 63L50 62V65H52V67H50L49 69H47V67H45L46 65L44 66V62H47L46 59H49V58H46V59H44V62H42L43 63L42 66H40L41 69L43 67H45L46 69L43 68L42 70H46L48 72L47 73L48 75L51 74L49 72H53V74H56L55 75L56 77H54L56 79L59 77V74H60L61 76H60V78H58L59 79V82L56 79H55L56 80L55 82H58V85H60L61 87H65V90L63 91V90H60L59 88L57 89L55 87V85H50V87L51 86L52 87L54 86V90L56 89V90H59L60 91L59 92L60 94L59 93H56V90H55V93H53L54 90H52V87L50 89V87H47L48 85L46 84V83L49 84V82L52 79H53V82L52 81L51 82H52V84L54 83V78L52 76L53 74H51L49 76L45 74V76H44L43 73H46V71H41L40 72L39 70H41V69H39V67H35L34 65L31 68L30 67L31 65L28 62H25V63H28L30 66H28L27 64L25 65V63H24L23 64V67L21 65V67L23 69L20 68V66H18V65H20V59L19 58H22L21 56H23V55H27L30 51L27 54H25V53L23 54L21 50H20L21 51L20 52L18 49H21L20 46L22 44L20 43V45H19V43L16 42V39H14ZM30 40H32V39H30ZM250 40H253L254 41V44L256 46L255 49L259 52L258 59L249 58V57H241L237 53V51L235 50V48L237 46H239L240 44H243V43H245L247 41H250ZM177 43L180 44V47H178V44ZM128 49L133 50L135 53H132L131 56H126L125 55V51L128 50ZM16 50H18V53H16L17 52ZM25 50H27V49H25ZM258 52H255L254 55L257 56L258 55ZM19 53L20 54L22 53V55H20V57H19V55H17ZM31 53H33V52L31 51L30 52V55L28 54L30 57L32 56ZM68 53L72 57H70L68 55ZM84 53L90 54L91 56H93L97 60V63L99 65V69L97 71V74L95 73L96 74L95 78H88V75L87 74H84V72L86 73L87 71H89V68H90V63L88 64L87 62H85L83 60ZM33 54H34V57H35V56H38L40 53H38V55H36L37 52L36 53L34 52ZM41 55L42 54H40V56ZM44 55H42L38 59L39 60L41 59V61H43V58L42 57ZM23 57H25V56H23ZM67 57H68V59H66ZM14 58H15V61L16 60L19 61L18 62V65H14L13 66V64H14ZM57 58H55L56 61L59 60V59L57 60ZM32 59L34 60L36 58H32L31 57L30 60H32ZM191 59H193L194 61H191ZM241 59L244 60V63L246 61L250 60L252 62V65H253L254 69L252 71L246 72L245 71L246 68L243 65V62H242ZM41 61H40V63H41ZM49 61L50 60H48V62L46 64H48ZM36 62H33V64H35ZM38 63H39V61L37 62V64ZM15 64H17V62H15ZM53 64H54V66H53ZM67 64L65 66H68ZM10 65L13 66V67H15V68L18 67V69L16 68V70H15V68H14L15 71L14 70L11 71L10 69H13V68ZM50 65L48 64L47 66H50ZM37 66H39V64ZM24 67H25V69H24ZM26 67H28V68L30 67V69H32V70H29V69L27 70ZM54 67H59V69L62 68L59 71L60 73L58 74V76H57V72L54 71V69L56 71H58V69L57 68H54ZM33 68H36V70L38 69L37 72H36V70H33ZM52 68H54V69H52ZM78 69L76 70V74H75L76 75V79H78L77 76H80L81 75V74L78 75V73H77L78 72ZM73 72H75V71L73 70ZM73 72H72V74H73ZM89 72H88V74H89ZM37 73H38V76H39V74H40V76H41V74H43V75L41 77H38L37 76L38 77L37 78L36 77V74ZM90 75H91V73H90ZM62 76H64V77H62ZM91 76H93V75H91ZM42 77H43V79L45 77V79L43 80V82L46 80V78H47L46 81H48V82L44 83V85L45 84L47 85V86L45 85V87H47V90L44 89L46 91H43V92L41 90H43L44 85L43 84H40V82H42V80L40 81V79ZM50 77H52L51 80H50ZM74 77L73 78L71 77V79L69 80V85L73 84V82H71V84H70V81L75 80ZM48 78H49L50 81L48 80ZM61 78H63L64 80L61 79ZM33 79H34V82L35 83L37 82L36 85L38 84L42 88L41 87H38L37 88V86H38L37 85L36 88L34 89L35 85L32 87V85L35 84L33 82ZM38 80L40 81L39 83H38ZM81 82L84 83V84H82ZM72 86L73 85H71L70 87H72ZM89 86H90V84L88 85V87ZM89 88L92 89V85ZM33 89H34V92H33ZM36 89H37V91H36ZM240 89H243L242 92L240 91ZM69 90H70L71 94H69ZM61 91H62V93H61ZM93 91H94V87H93ZM87 94H88V96L89 95L91 96V97H89V99L87 97ZM70 95H72V98L70 97ZM42 101H44V100H42ZM201 102H204V105H201ZM94 103L96 105L97 101H95ZM41 104H42V106H41ZM41 104H40V107H43V108L44 107H48L49 109H51L49 113H51V111H54V110H52V107L50 105H48V103L46 104L44 102L45 106L43 105V102ZM26 107L24 109H26ZM92 107H93V105L90 107V109H92ZM9 108H10V106H9ZM15 108H17V109H15ZM49 109H48V111H49ZM57 109H55V110H57ZM94 109L92 110V114L94 113L93 112ZM31 110L32 111H30V114H28V117L30 116V118H31V114H32L31 112H33L34 108L31 109ZM87 110H86V113H84V116H85V114L88 113ZM244 110H245V113L243 115H239V113H241ZM35 111H37V110H34V113H35ZM71 111L72 110H70V113L69 114L72 116L73 113L71 114ZM44 112L47 113L46 110H44ZM67 112H69V111H67ZM67 112L65 111L64 114H66ZM98 112H96L97 115H98ZM28 113H29V110H28ZM37 113H38V115H37ZM37 113H35L34 116L32 115V117H34L33 120L35 119V117L38 118L39 115L43 116V110H42V113H40V110L37 111ZM96 113L93 114L94 117L96 116L95 115ZM64 114H62V112H61V116L64 115ZM69 114H68V116H70ZM89 114H88V117L91 116ZM54 115H56L55 114V111H54ZM54 115H53V118H54ZM59 115H60V111H59ZM41 116H40V118H41ZM44 117L45 116H43L41 119L39 118V120H37V121L35 119L33 122H32V119L27 120V122L31 121L29 123L30 129L28 128L29 126H28V124L26 122L27 116H25V119L23 118L24 121L26 122V125L28 126V127H25L26 125H24V127L27 129V131L29 129V132H26L27 133L26 134L27 139L25 138V136L23 137V138H25V140H28L27 141L28 142V146L26 147V150H25V152L27 151V153L25 154L26 156H23V155L20 156V157L23 158V160L25 159L24 157H26V159L28 160V158H29L28 156L29 155H32V154L35 155V156L32 155V158H34V159H35L36 156H39L40 158H43L42 154H45L44 153L45 152L44 150L47 149L48 146H50V145L52 146L53 141H55L54 140L55 136L53 137V135H52L53 133H51V130L54 129V128L57 129V130H58V128L63 129V131L66 130L63 127L64 126L63 125V122L66 121V123H67V120H64L63 121L62 118H61V120L63 122L62 121H59V120L57 122H55L54 119L57 120V118L51 119L52 115L50 116V118H49V116L48 117H45V118ZM82 117H81V119L79 118V120H82L83 121ZM86 117H87V115H86ZM88 117L86 118L87 122H88V120H90V122H92L90 118L88 119ZM106 117L107 116H105V118ZM263 117H264V114H263ZM65 118L68 119L69 117H63V119H65ZM73 118L75 119L76 117L72 116L71 118H69L67 124H69L70 122H72L70 120L73 119ZM97 118L100 119L99 117H97ZM97 118L95 120V123L98 124V122L100 121L99 122V126H100V124L102 123V121L101 120H98ZM111 118H112V115L109 118V120ZM259 118H260V116L257 117V119H259ZM77 120H78V117H77ZM97 120H98V122H97ZM109 120H108V117H107V121H109ZM199 120L200 121L201 120H204V121H202L203 126L200 123V127L198 129H200L201 127H203V129H205L207 127L210 130L209 131H207V129H205V130L207 132H210V133L213 132L211 130L212 129L211 127L214 124H212V123L215 122V124H216V122L218 121L217 124H216L217 126L215 125V127L213 128V130L214 131L216 130L217 132L212 133V135L211 134L210 135H207V133H206L207 136L205 135V130H203L204 132L201 133L202 131L198 130L197 128L195 129V125L198 123ZM206 120H208L210 122L212 121V123H211L212 125L210 124L211 127L208 126V123H207ZM229 120H230V123H229ZM20 121H18V124H17V121L16 122L14 121V122L16 123L17 128H19L20 130H22L21 128H22V126L24 124V121L22 120V122H23L22 125H20L21 124ZM231 121L233 123L232 127H230ZM87 122L85 121V123H84V122H81L80 121L81 124H85V125H87ZM204 122L207 123V125L205 123V128H204ZM223 122H224V124H223ZM66 123H65V127H66ZM80 123L78 121L74 120V122L72 124V126L74 125L73 126L74 131L77 128L76 134H74L73 129L70 127L71 126L70 125L71 123L69 124L70 125L69 126L70 128L69 129L67 128V129L68 130H70V129L72 130V132H73V136L72 137H74V136L77 137V134L78 133L80 134V132L82 131V129H81L80 132L78 131V128L80 126ZM114 124H117V123H114L113 118H112V125H114ZM228 124H229V126H228ZM236 124H238V122ZM19 125H20L21 128L18 127ZM256 125L259 126L257 130H256V127H254ZM121 126L118 125V129H121L122 130ZM81 127L82 126H80V128ZM103 127H104V125H103ZM125 127H127V128H125ZM129 127H130V130H131L130 132H129ZM253 127H254V129H253ZM94 128L95 127L92 128L93 131L96 132V133H99L98 130L95 129L96 130L95 131ZM55 129L53 130V132L55 131ZM90 129H91V126H90L89 130ZM239 129H240V131H239ZM31 130L33 132V135H32V132H30ZM84 130L85 129H83V131ZM201 130H202V128H201ZM35 131H37V132H35ZM58 131H55V133L56 132L57 133H60V131L59 132ZM85 131H84V134H86V135H87L88 132H90V133H88L87 136L85 135L86 137L84 136V134H80V135H83V138H82V136L80 138H82V141H83V140H87V138L89 139V137H91L92 139H90L88 141L89 148H92V147L95 148L96 141H97V139H99L98 138V134H97V138H95L96 137V134L94 135L93 134L94 132H92V135L94 137L91 135V131L92 130H90V131L85 130ZM109 131L111 132V130H109ZM235 131H236V133L238 131L239 132V135L238 134L235 135V133H234V135L237 138L232 139V132H235ZM17 132H18V130H17ZM66 132H68V131H66ZM72 132H71V134H72ZM112 132H114L116 134L115 131H112ZM118 132H119V130H118ZM18 133L20 134V132H18ZM28 133H30V135ZM38 133H39V135H37ZM68 133L70 134V131ZM147 133L149 134V136L151 134V137H150L151 139L148 140V145L150 147L147 146V136H148ZM240 133H242V135H244L243 136L244 139H240L242 137V135ZM89 134L91 136H89ZM58 135L59 134H57L56 136L59 137ZM104 135H107V134L105 133ZM136 135H138V133L136 134V132H135V136ZM35 136H36V138H35ZM38 136H39L40 139L37 138ZM8 137L9 136H6V138H8ZM33 137H34V140H33ZM45 137H47V138L44 139ZM57 137H56V140H57ZM84 137L86 139H84ZM119 137L120 136H118V138ZM131 137L134 138V134ZM12 138L10 136L9 139L11 141L12 140L14 141V139H12ZM20 138H22V137H20ZM29 138H32V139L29 140ZM62 138L64 140L65 135ZM62 138H60V139L58 138L59 139L58 140L59 143H60V140ZM93 138H95V140H96L95 143L93 141ZM36 139L38 140L37 141L38 142V145H36L38 148L36 147V149L34 150L35 146L32 145V141L35 142ZM68 139H69V137H68ZM148 139H149V137H148ZM10 140H9V142H11ZM65 140L67 141V139H65ZM181 140H180V142H181ZM6 141H7V139H6ZM39 141H41V142L39 143ZM46 141L48 143H50V144H48L47 145V148L44 149L43 146H45L44 145V142L46 143ZM64 141H61V142L64 143ZM72 141H73V138H72ZM92 141H93V143H92ZM180 142L178 143L179 145L182 144ZM191 142H192V144H191ZM55 143H57V142H54L53 143V147L55 146L54 145ZM80 143L83 145L82 142H80ZM187 143H186V147H187ZM217 143L215 141V144H217ZM223 143H225V148L223 146V150H222L221 147H222V145H224ZM42 144H43V146H42ZM90 144H91V146H90ZM100 144L101 145L103 144V147L100 146ZM64 145H65V143H64ZM85 145H87V144L85 143ZM179 145H178V147H179ZM21 146H20V150L23 152L25 148L23 147L24 148L23 149ZM24 146H26V144H24ZM68 146H69V142L66 143V147H68ZM70 146L72 148V143L71 142H70ZM183 146H182V150H183ZM39 147H40V149H39ZM28 148H30L31 151L28 150ZM96 148H97V145H96ZM32 149L34 150L33 153H32ZM57 149L60 150L61 148L59 149V147H58ZM68 149H69V147H68ZM76 149H77V146H76ZM125 149L127 151H125ZM153 149H154V152L152 151ZM190 149H192L194 151V147H192ZM220 149H221L222 152H220ZM47 150H46V153L48 152ZM62 150L64 152L67 151V150H64V149H62ZM103 150H102V152H103ZM195 150H196V152L197 151L199 152V150H198L197 147H196ZM35 151L38 152V153H40L39 151H41V153L39 155H37L38 153L36 154ZM42 151H44V152L42 153ZM63 151H62V155H64V154L66 155V153H69V151L72 152L73 149L72 150L70 149L66 153H64ZM206 151H207V149H206ZM34 152H35V154H34ZM57 152L60 153L61 151H57ZM116 152H115V154H116ZM124 152H127V153H124ZM19 153H20V151H19ZM177 153H179V152H177ZM17 154H18V152H17ZM49 154H51V158H50V156L47 157V155L44 156V158H46L44 162H46V163L44 164V162H43V165H45L46 167L43 166V165H40V166H43L42 168H45L44 170H46L47 173H49L48 171L51 172L52 170H53V172L55 171L54 173H56L57 171L59 173L61 171L59 173L61 175L62 174V170L61 169H63V167H64L63 165L64 164L60 162L61 165L59 164L60 165L59 166L58 165L59 161L56 160L58 162L57 165H56L55 159L52 158L55 155L54 156L52 155L51 150H49ZM84 154L86 155L87 153H84ZM103 154L104 153H102V156H103ZM115 154H114V156H115ZM208 154H209L210 157L212 155H215V153L214 154L211 153V155H210V153H207V155ZM60 155H61V153H60ZM60 155H57V156L59 157ZM65 155H64V157L62 156L61 161L65 159ZM89 155H92V154L90 153V154H88V156ZM100 155H101V153H100ZM108 155L110 157L111 154H108ZM13 156L14 155H12V157ZM71 156H73V155L71 154V155L68 156L69 159L70 158L72 159L74 157H75V159L76 158L78 159V157H81L80 160H82L83 158H86V159L88 158L86 156L85 157H82L83 155L82 156L79 155L78 157H76L77 156V152H76V156H73V157H71ZM102 156H99V157H102ZM111 156H113V155H111ZM18 157H19V155H18ZM68 157L66 156L67 160H68ZM128 157H126V158H128ZM194 157L198 161L195 162ZM14 158L12 160H14ZM22 158H20V160L23 162V164H25L24 162L26 160L23 161ZM40 158H38V160H40ZM44 158H43V160H44ZM114 158L115 157H113V159ZM15 159H17V157ZM50 159L51 160L54 159L53 160V163H52V161ZM75 159H73V160L76 161ZM107 159H108V157H107ZM107 159H105V161ZM118 159H119V157H118ZM122 159L126 160L125 157L122 158ZM122 159H119V160L123 161ZM131 159H132V157H131ZM192 159L190 158V160H192ZM47 160H49L51 162H49ZM65 160H64V162H65ZM103 160H104V158H103ZM103 160L101 159L100 161H103ZM116 160L117 159H115V162H116ZM127 160L126 161L129 162L130 159H127ZM224 160H225V162H224ZM226 160H227V162L228 161H230V162L227 163ZM17 161H18V165H21L20 167H22V168L25 167V166L23 167L22 164L19 163V160H17ZM17 161L15 160V162H17ZM68 161H70V160H68ZM74 161H72V162L74 163ZM105 161H104V166L103 165L100 166V164L98 166L105 167V165L107 164ZM118 161H117V163H119V164L122 163L123 166L127 165V164H124L123 162H118ZM179 161L176 160L175 163L177 162L179 164H182ZM234 161L236 162V164H235ZM28 162H29V160H28ZM31 162H32V160H31ZM34 162H35V160H34ZM47 162L50 163V165H48V168H47V164H48ZM54 162H55V164H54ZM130 162H132V160ZM75 163H77V162H75ZM92 163H93V161H92ZM188 163H190V162H188ZM52 164L53 165H56L57 167H61V166L62 167H61V169L58 168V170H57L56 166L54 167ZM101 164H103V163H101ZM122 164H120V165L122 166ZM147 164H148V166H147ZM205 164H206L205 168L207 167L206 169L203 167ZM25 165H27L26 168H28V166H30L29 164H27V161H26V164ZM73 165L75 166L76 164H73ZM77 165H79V164H77ZM80 165H79V167H80L79 169L82 170L81 168H83V167H81ZM33 166L34 165H31V168ZM52 166L54 167V169H50V168H52ZM70 166L72 168L74 167L72 165H69V169L71 168ZM108 166H106L105 169L107 170V168H108V171H109L111 169H109ZM129 166L131 167V165H129ZM129 166L128 165L125 166L126 168L120 167V166L119 167L121 169L124 168V170L126 169L127 174H128L130 171H134V170H132V168L130 169ZM136 166H134V167H136ZM37 167H38V165H37ZM37 167L35 166L36 169H37ZM75 167H77V166H75ZM75 167H74V169H71V170L72 171L75 170ZM127 167L130 170L129 172H128V168ZM147 167L150 168V169H148ZM217 167H218V165H217ZM233 168H235V167H233ZM28 169L30 171V168H28ZM141 169H144V170L147 169L148 172L146 170V172L144 171L145 174H143V170H141ZM207 169H208V172L206 171V173H205L204 171L207 170ZM66 170L67 169H64L63 170V173L66 174V176L69 175L68 178L66 176H64V174H63V176H64L63 178H67L66 180L65 179H61L62 178L61 176L56 175L58 177L57 180L58 181L65 180L64 183H66L69 180L67 182V186L68 187L65 188L66 191H68V192L70 191L71 194L73 192H75L72 195H75L76 199H78L79 197H83L82 196V193H83V195L86 194L84 191L86 190V188L87 189L88 188H91V186L90 187H85V188L84 187H82V188L80 187V190H81V192H80L79 187L77 185V182L82 181L81 184L82 183H85L88 180L89 177L88 176H87L88 178L87 177H84L86 180L83 177L81 178L80 176L83 173L80 174V170H78V169H77V171L75 170L77 173L76 172L74 173L71 170H68L70 172H67ZM191 170H188V171L193 173L194 171H191ZM202 170H203V172H202ZM42 171H43V169H42ZM64 171H66V173ZM108 171H104V172L103 171H99V172H103V175H104V173L105 172H108ZM41 172H38V173H41ZM78 172H79V175H80L79 177L80 178L76 182L77 177L75 178V176H78ZM138 172H140V173H138ZM196 172H194L193 174H195ZM30 173H31V171H30ZM33 173L34 172H32L31 174H33ZM58 173H56V174H58ZM141 173L143 175H141ZM148 173H150L149 176H151L150 183L153 184V186L151 187V190L149 189L150 187H149V185L147 183L148 179H147V175L146 174H148ZM182 173H184V174L182 175ZM186 173H187V175L189 174L188 177H189L190 181L187 179ZM35 174L38 175L37 173H35ZM50 174L52 176L54 175V174H52V172ZM73 174L75 176H73ZM111 174L113 175V177H112ZM129 174H132V173L130 172ZM51 175H50V178H52ZM84 175L86 176V174H84ZM103 175H102V177H103ZM168 175H169V177H168ZM171 175L174 176V179H173V177ZM180 175H182V176H180ZM130 176H132V175H130ZM162 176H165V177L167 176L169 179H171V177H172L171 181L174 180L175 182H173V181L172 182L171 181H167V183L168 182H171L172 184L175 183V185L174 186L172 185V187H171L170 183H168L169 185L168 184L167 185L164 184L163 183L164 181L161 180V179H165V178L162 177ZM59 177H60L61 180L59 179ZM72 177H74L73 178V180L75 179L74 181L72 180ZM180 177H183V178H180ZM134 178L136 180H134ZM184 178L186 179V184L184 183V181H185ZM54 179H55V177H54ZM107 179H109L111 182L108 181ZM181 179H184V181L183 180H182L183 182L180 181ZM71 180L73 181L72 183H71ZM166 180H167V178H166ZM187 180L189 181L188 183H187ZM106 181L108 182L109 185L107 184ZM51 182H53V181H51ZM88 182H86V184H88ZM95 182H97V181H95ZM57 183H60V182H57ZM102 183H105V185H103ZM54 184H55V182H54ZM60 184H62V182ZM69 184L70 185L73 184L72 186H75V184H76L77 185L76 186V189H75V187H73L74 188V191H72L71 190V189H73L72 186L69 189V186H70ZM81 184L79 182V186ZM99 185H100V183H99ZM128 185H129V187H128ZM105 186H106V188L108 187L107 188L108 191H112L113 192V193L111 192V194H113V195H111L110 192H108L107 189H105ZM77 187H78V189H77ZM61 189H63V186L61 187ZM65 189H63V190L65 191ZM221 189H223V190H221V192L222 191H224V192L225 191H228L227 189H225L223 187ZM77 190H79V192H76ZM82 190H83V192H82ZM91 190L88 189V191H86L87 192V194H86L87 197L89 195L88 193H90V192H91L90 194L92 195V191ZM104 190H105V194L106 195L103 193ZM219 190H217V191L219 192ZM106 191H107V193H106ZM218 192H216V193H218ZM108 193H109V196H111V197L114 196V197L113 198L107 197L108 196ZM115 193L118 194L117 196L120 199L117 198V196H116ZM76 194H79L80 196L79 195L77 196ZM101 194H104V195L102 196ZM119 194L121 196H119ZM101 197L99 199H102ZM83 198L84 199H78V201L81 200V202H82V200H83L84 202H86L85 195H84ZM89 200H90V204H92L91 199H89ZM94 200H97V199H94ZM113 200H112L111 203L109 201V204H111V207H112V205H114V204H112L113 203ZM124 200H126V201H124ZM76 203H78V202H76ZM87 203H89V201H87ZM136 203H138V201H136ZM136 203H135L134 207L131 205L134 209L137 208L140 205V204L139 205L137 204V206H136ZM139 203L142 204L143 202L141 201ZM78 204L81 207L80 203H78ZM83 205L85 206V204H83ZM83 205H82V208H84ZM94 205H95V203H94ZM115 205H117V203ZM119 205H120V207H119ZM86 206H87V204H86ZM108 206L109 205H107V208H108ZM131 206H129V207L132 210V207ZM88 207L89 206H87V208ZM90 207L92 208V206H90ZM90 207H89V209L91 210ZM93 208H95V206ZM104 208L106 209V207L104 206L102 208L103 209V213H105L104 212ZM102 209L100 208V210H102ZM108 209L105 210V211L108 212ZM113 210H115V208H113ZM113 210L111 211V209H110L109 212H111V214H113L112 213V212H114ZM80 212L82 213V210ZM116 212L119 213V210H117V211L115 210V213ZM130 212H131V214H133V211H130ZM130 212L128 213L129 214L128 217H130V215H131ZM115 213H114V215H115ZM118 213H116L117 214L116 216H118ZM106 214H104L103 217H105ZM111 214H109V215H111ZM122 214H119V216L121 217ZM128 214H125V215L127 216ZM134 214L136 215V213H134ZM125 215H123V216H125ZM111 216H113V215H111ZM106 217H107V215H106ZM120 217H118V218H120ZM128 217H127V220L125 218L126 221L123 220L124 217L122 218L123 221L121 220V218H120V220L122 222H124V224L126 226L129 225V224H126V223H128V221L131 220V222L133 221L132 224L134 225V219L137 218V217L134 216V218L132 217V219L131 218H128ZM118 218H115V219H117V222H119V219ZM103 219L107 221V219H105V218H103ZM122 222H119L118 224L121 223V225H122ZM135 223H137L136 220H135ZM19 224L20 225H31L32 223L19 222ZM0 225H1V223H0ZM121 225L120 226L118 225L119 228H121ZM141 225H143V227H144L145 224L142 223ZM129 226H131V225H129ZM137 226H139V225H137ZM122 227H123L122 229L124 230V227L125 226H122ZM142 230H144L143 231L144 233L147 232V229H145V228L142 229ZM1 231L4 232V229L3 228H0V232ZM129 231H130V228L128 229L127 233H130ZM132 231H134V230H132ZM29 233H31V232H29ZM135 233L138 236V234L140 232L139 231H136ZM133 234H134V232H132V235H129V236H127V235L125 236L124 235V237L125 238L126 237L128 238V237L133 236ZM137 236H135V237H137ZM141 236L139 235L138 237H141ZM145 236L147 238V234L146 233H145ZM149 236H151V235L149 234ZM128 239L129 240H127V239H125V240L128 241V242H130L131 241L130 238H128ZM117 240H119V238H117ZM116 242H119V241H116ZM139 244L140 243H138L137 245H139ZM149 244H151V242L148 243V244H145V245H148L149 246ZM137 247L138 246H136L134 248H137ZM145 247L146 246H144L143 248L145 249ZM150 247H152V246H150ZM134 248H133V250H135ZM153 248H154V246H153ZM139 249H142V248L141 247L140 248L138 247V251H139L138 254H140L144 250V249H142V251H140ZM151 249L152 248H150V250ZM150 252H152V250ZM154 253H155V251H154ZM136 254H137V252H135L134 255L136 256ZM161 255L164 256L165 254L163 253ZM138 256H140V255H138ZM138 256H137V258H139Z\"/></svg>","mask_w":264,"mask_h":264}]
</instances>
